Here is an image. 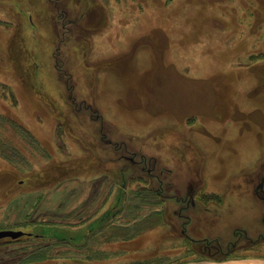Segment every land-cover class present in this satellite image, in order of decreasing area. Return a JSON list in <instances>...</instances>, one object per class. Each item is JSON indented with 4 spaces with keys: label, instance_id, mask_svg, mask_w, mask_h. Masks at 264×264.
Wrapping results in <instances>:
<instances>
[{
    "label": "rangeland",
    "instance_id": "1",
    "mask_svg": "<svg viewBox=\"0 0 264 264\" xmlns=\"http://www.w3.org/2000/svg\"><path fill=\"white\" fill-rule=\"evenodd\" d=\"M260 227L264 0H0V230L45 236L0 264L264 254Z\"/></svg>",
    "mask_w": 264,
    "mask_h": 264
},
{
    "label": "crops",
    "instance_id": "2",
    "mask_svg": "<svg viewBox=\"0 0 264 264\" xmlns=\"http://www.w3.org/2000/svg\"><path fill=\"white\" fill-rule=\"evenodd\" d=\"M87 187H86V189H87ZM111 189H112V186H111ZM114 195L115 194H113V195L109 194V197L107 196V198L105 200L101 201L100 206L102 208H101L100 212H98L92 218L88 219L87 222L90 223L92 225V227H94V226L96 227V226H99V225H100V227H102V226H105L106 224L112 222V220L114 219V213H112V216H108V217H105L103 215L109 213L107 211V209L109 208L110 204L113 202L112 199H113ZM84 197H85V195H82V198H84ZM92 204H95V201H93ZM80 205H82V204H80ZM113 205H112V207H113ZM155 205L158 207L161 204H155ZM193 224H194V220H192L191 218H188V221L186 222V232L189 231L190 227L193 226ZM155 226H157V225H154V227ZM152 227L153 226H149V227L146 228V230H149ZM195 228H197V227H195ZM260 228L261 229H260L259 232L261 233L264 230V228L263 227H260ZM141 233L142 232H140V234ZM152 233L153 232H150V234H152ZM140 234H137L134 237L136 238ZM187 235L190 237V239H194V240L208 238V237H205V235L198 236L196 234L195 230L194 231H190L189 234L187 233ZM141 237L142 236H140V238ZM210 237H214V236L211 235ZM176 264H264V254H258V253H256V254H247V255L246 254L245 255L230 254L229 256H226L224 258H219V259L218 258H213L211 256L203 257V256L195 255L194 257H191V258L189 257V258H187L185 260H181L180 262H177Z\"/></svg>",
    "mask_w": 264,
    "mask_h": 264
},
{
    "label": "trees",
    "instance_id": "3",
    "mask_svg": "<svg viewBox=\"0 0 264 264\" xmlns=\"http://www.w3.org/2000/svg\"><path fill=\"white\" fill-rule=\"evenodd\" d=\"M1 118H3V119H5L4 117H2L1 116ZM9 122V121H8ZM11 122H13V121H11ZM20 128H22V130H23V132L24 133H26V134H28V135H31L30 133H29V131L27 130V129H25L24 127H22L21 125H18ZM159 190L161 191V190H163L162 189V187L161 188H159ZM158 190V191H159ZM158 194V193H157ZM151 196H155V194L154 193H152L151 194ZM160 196V195H159ZM212 198H217V197H214V194H211L210 195ZM152 198V197H151ZM163 201V200H162ZM162 201H160V200H158V201H152V203H154V204H162ZM157 225V224H156ZM154 226V225H153ZM9 240L11 241V242H19V243H21V242H26V243H28V242H32V241H34V240H36V241H44L45 240V236H43V235H39V234H34V233H29V232H24L23 233V235L22 236H20L19 238H16V239H12V238H9ZM8 243V241H5V239H1L0 240V245L1 244H7ZM34 243V242H33ZM36 243H40V242H36ZM36 243H34L33 245H38V244H36ZM27 247L28 246H32V245H26ZM207 247V249H210V248H215L216 250H215V253L214 254H212V255H210L211 257H213V258H224V257H226V256H229L230 254H228V252H222L221 251V248H222V245L220 244V243H218V242H215V240L214 241H210V242H208V243H206L205 244V248ZM39 249H41L40 251H37V250H39ZM49 249H50V247H47V246H45V247H42V246H40V247H38V249L36 250L37 252H35L34 253V255H30V256H28V257H26L25 259H24V262H31V261H45V260H48V259H50V256H49ZM133 264H145L144 262H140V263H133Z\"/></svg>",
    "mask_w": 264,
    "mask_h": 264
},
{
    "label": "water",
    "instance_id": "4",
    "mask_svg": "<svg viewBox=\"0 0 264 264\" xmlns=\"http://www.w3.org/2000/svg\"><path fill=\"white\" fill-rule=\"evenodd\" d=\"M23 233L24 231L22 230L3 229V230H0V240L4 238L16 239L22 236Z\"/></svg>",
    "mask_w": 264,
    "mask_h": 264
},
{
    "label": "bare ground",
    "instance_id": "5",
    "mask_svg": "<svg viewBox=\"0 0 264 264\" xmlns=\"http://www.w3.org/2000/svg\"><path fill=\"white\" fill-rule=\"evenodd\" d=\"M57 35H58V33H57ZM117 161H119V160H112V163H116L117 164Z\"/></svg>",
    "mask_w": 264,
    "mask_h": 264
}]
</instances>
